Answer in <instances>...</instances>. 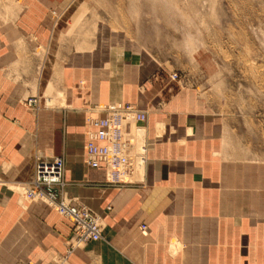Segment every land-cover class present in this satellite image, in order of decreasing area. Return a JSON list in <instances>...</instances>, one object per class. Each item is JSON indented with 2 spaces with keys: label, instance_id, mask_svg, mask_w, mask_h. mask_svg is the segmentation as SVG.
Returning a JSON list of instances; mask_svg holds the SVG:
<instances>
[{
  "label": "crops",
  "instance_id": "obj_1",
  "mask_svg": "<svg viewBox=\"0 0 264 264\" xmlns=\"http://www.w3.org/2000/svg\"><path fill=\"white\" fill-rule=\"evenodd\" d=\"M76 1L0 0V264H264V160L240 157L205 100L140 51L61 50ZM112 103L146 113L126 116L128 185L83 161L87 121ZM57 155L67 197L102 219V237L68 254L72 222L18 189Z\"/></svg>",
  "mask_w": 264,
  "mask_h": 264
},
{
  "label": "rangeland",
  "instance_id": "obj_2",
  "mask_svg": "<svg viewBox=\"0 0 264 264\" xmlns=\"http://www.w3.org/2000/svg\"><path fill=\"white\" fill-rule=\"evenodd\" d=\"M163 1L77 0L60 23V49L140 51L205 100L240 157L264 160V0Z\"/></svg>",
  "mask_w": 264,
  "mask_h": 264
},
{
  "label": "built area",
  "instance_id": "obj_3",
  "mask_svg": "<svg viewBox=\"0 0 264 264\" xmlns=\"http://www.w3.org/2000/svg\"><path fill=\"white\" fill-rule=\"evenodd\" d=\"M169 77L176 79L177 73L173 72ZM38 103L35 96L24 100V106L30 109H38ZM102 107L106 111L104 117L87 121L94 128L86 132L84 164L88 168L102 166L107 176L105 183L131 184L135 165L130 155L132 143L124 124L126 116L144 122L146 113L131 104L112 103ZM65 185L63 157H38L34 162L32 178L25 186V199L43 202L72 222L68 254L73 248L102 237V219L86 205L68 198Z\"/></svg>",
  "mask_w": 264,
  "mask_h": 264
},
{
  "label": "bare ground",
  "instance_id": "obj_4",
  "mask_svg": "<svg viewBox=\"0 0 264 264\" xmlns=\"http://www.w3.org/2000/svg\"><path fill=\"white\" fill-rule=\"evenodd\" d=\"M159 2H158V4H160L163 0H158ZM161 1V2H160ZM164 2V1H163ZM155 4V3H154ZM153 4V5H154ZM56 23V22H55ZM81 45V44H80ZM113 48V47H112ZM89 49V48H88ZM114 51V50H113ZM47 100H46V103L45 104H48V106H49V104H50V102H51V100L49 99V98H46Z\"/></svg>",
  "mask_w": 264,
  "mask_h": 264
}]
</instances>
